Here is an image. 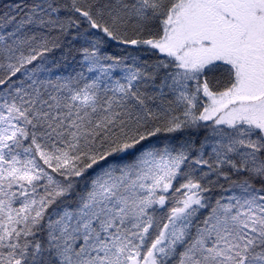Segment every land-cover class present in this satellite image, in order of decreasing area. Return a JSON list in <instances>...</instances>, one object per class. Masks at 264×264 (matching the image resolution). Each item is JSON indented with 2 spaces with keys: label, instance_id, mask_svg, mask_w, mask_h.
I'll return each instance as SVG.
<instances>
[{
  "label": "snow or ice",
  "instance_id": "obj_1",
  "mask_svg": "<svg viewBox=\"0 0 264 264\" xmlns=\"http://www.w3.org/2000/svg\"><path fill=\"white\" fill-rule=\"evenodd\" d=\"M0 264H264V0H0Z\"/></svg>",
  "mask_w": 264,
  "mask_h": 264
},
{
  "label": "trees",
  "instance_id": "obj_2",
  "mask_svg": "<svg viewBox=\"0 0 264 264\" xmlns=\"http://www.w3.org/2000/svg\"><path fill=\"white\" fill-rule=\"evenodd\" d=\"M8 2H11V0H8Z\"/></svg>",
  "mask_w": 264,
  "mask_h": 264
}]
</instances>
